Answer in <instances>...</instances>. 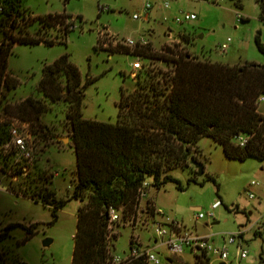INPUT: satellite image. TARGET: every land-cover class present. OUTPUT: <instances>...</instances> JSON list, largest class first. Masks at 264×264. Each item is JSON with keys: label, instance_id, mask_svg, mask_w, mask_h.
I'll use <instances>...</instances> for the list:
<instances>
[{"label": "rangeland", "instance_id": "obj_1", "mask_svg": "<svg viewBox=\"0 0 264 264\" xmlns=\"http://www.w3.org/2000/svg\"><path fill=\"white\" fill-rule=\"evenodd\" d=\"M20 1L27 14L36 18L67 14L72 20L65 26L52 23L53 26L44 29L48 39L57 41L56 44H17L8 56L9 79L16 83V87L11 91L4 90L7 98L3 106L30 96L42 100L47 111L41 121L52 130L53 136L35 139L34 162L27 170H22L25 161L5 158L0 153V234L9 228V236L0 242V264H72L77 215L81 207V202L72 198L74 183L78 179L77 158L70 139L71 129L65 124L67 104L63 101L53 103L39 90L45 65L70 54L81 73L82 84L92 81L85 89L83 117L115 124L122 91L127 93L136 88L132 65L138 59L126 52L132 49L116 43L145 38L152 48L160 51L173 39L192 54L214 63L264 65V53L256 43L258 37L264 45V22L260 18L263 1L239 0L240 6L234 0H224L220 4L208 0ZM146 4L151 5L149 14L143 9ZM136 14L141 15V19L135 20ZM184 14H195L197 18L178 24L175 19ZM34 22L30 28L28 25ZM18 23L21 28L29 27L32 32L42 28L38 20L27 19V16L21 17ZM66 29L68 33H65ZM185 32L192 34L189 46L181 41ZM14 34L19 35L17 31ZM224 45L225 50L222 49ZM141 60L143 65L150 63ZM150 65L167 68L158 61ZM260 110L264 114V101L260 103ZM63 138L68 141L64 142ZM197 146L201 165L190 160L189 167L169 173L180 181L184 191L172 182L157 189L151 185L153 179L150 178L145 201L151 200L167 216L186 229L211 237L218 246H222L224 239L232 234L244 231L243 238L229 246L228 260L224 263L214 261L213 264H264V161L228 159L222 146L209 137L202 138ZM201 166L203 174L199 175ZM37 171L50 179L48 187L59 199L68 200L57 212L56 219L52 206L36 202L26 192L28 183L37 178ZM249 193L255 198L251 199ZM216 201L222 204L214 211V218L196 219L197 213L207 215ZM141 219L144 223L139 227L127 222L111 226L110 236L117 234V239L110 240L111 255L125 257L129 254L133 237L142 248L153 249L162 264H168V259L176 264L199 263L188 249L173 255L160 244V240L156 245L152 215L144 212ZM258 230L260 235L256 234ZM47 240L51 243L45 246ZM239 248L248 252L246 258L237 256Z\"/></svg>", "mask_w": 264, "mask_h": 264}, {"label": "trees", "instance_id": "obj_2", "mask_svg": "<svg viewBox=\"0 0 264 264\" xmlns=\"http://www.w3.org/2000/svg\"><path fill=\"white\" fill-rule=\"evenodd\" d=\"M234 1L240 6L239 0ZM259 1H263L260 18L264 22V0ZM26 16L38 20L42 28L29 30L36 21L28 28H21L19 19ZM69 20L72 18L67 14L36 18L27 14L20 0L4 1L0 17V146L9 136L12 118L29 122L36 138L53 136L52 130L41 121L47 111L42 100L30 96L3 106L7 98L4 90L16 87L9 79L7 60L17 44H56L57 41L48 39L44 29L53 26L52 23L65 26ZM68 32L66 29L65 33ZM191 36L185 32L181 41L189 46ZM256 43L264 53L258 37ZM101 45L99 40V48ZM184 49L177 43L166 45L160 51L151 44L126 51L145 62H161L167 68L152 67L150 63L143 65L135 79L136 88L127 93L122 91L115 124L83 117L85 89L92 81L82 84L81 73L70 54L45 65L39 90L53 103L67 104L65 124L71 129L70 139L77 158L78 179L72 198L79 200L81 207L72 264L109 263L110 240L117 239V234L110 236L111 226L124 224L136 212L139 190L150 178L151 185L157 189L172 182L184 191L180 181L169 173L189 167L190 160L201 165L197 145L202 138L215 140L228 159L264 161V114L260 110L264 65L214 63ZM240 137L247 138L243 146ZM36 176L28 183L26 192L36 202L52 206L56 219L57 212L68 200L59 199L48 187L51 182L43 172L37 171ZM112 208L122 212V221L111 223ZM8 230L0 234V242L9 236ZM133 243L132 237L130 247ZM195 258L198 264H210L205 255H195ZM134 264L146 263L138 260ZM168 264L176 263L168 259Z\"/></svg>", "mask_w": 264, "mask_h": 264}, {"label": "built area", "instance_id": "obj_3", "mask_svg": "<svg viewBox=\"0 0 264 264\" xmlns=\"http://www.w3.org/2000/svg\"><path fill=\"white\" fill-rule=\"evenodd\" d=\"M208 1L215 4H220L224 0ZM166 8H168V4L166 5ZM143 9L146 14H149L148 11L151 9V5L146 4ZM101 10L103 11L104 8H101ZM3 12L4 0H0V17L2 16ZM133 18L135 20H139L141 19V15L136 14ZM196 18L197 17L195 14H184L182 17H177L175 21L178 24H183L184 22L196 20ZM237 18L240 20L241 16L238 15ZM168 36L171 38L170 34ZM177 43L180 42L171 39L169 46H173ZM115 45L134 49L138 46H147L149 45V42L145 38H142L139 41L128 39L124 42H118ZM226 48V45L222 47L223 50ZM132 67L134 69L132 77L136 79L137 73L143 68L141 58L138 57L137 61L133 63ZM262 101H264V97H261L260 102ZM35 138L36 137L29 122L12 118L9 127V136L6 142L0 147V153L5 158L12 157L13 159L15 158L16 161H25L26 165L22 168V170H27L33 165L34 162ZM239 142L240 145L243 146L246 144L247 138L240 137ZM252 185H256V183H252ZM149 186L150 185L148 182H144L143 186L140 188L136 212L126 220L128 224L136 227L142 226L144 221L141 218L143 213L146 212L148 215L151 214L153 218L155 235L157 237L155 241L156 245H159L158 242L160 240V244L167 247V249L173 255L182 254L186 249H188L194 255H205L210 259L211 264H213L214 261H220L224 263L228 260L229 246L236 244L238 238H243L244 231H239L236 234H232L228 239H224V244L222 246H218L214 244L213 241H211V237L202 236L197 232L186 229L179 222L167 216L163 210L157 209L153 202L149 203L148 201H145L148 196ZM249 197L253 199L255 198V195L249 193ZM221 204L222 203L220 201H216L212 205L210 212L207 215L204 213H197L196 219H204L206 216L214 218V211L218 209ZM110 216L112 224L122 221L123 218L122 212L113 208L110 211ZM157 217L160 219H157ZM237 256L241 259H244L248 256V252L239 248ZM138 260H143L146 264H162L160 258L153 251V249L142 248L141 245H139L135 240L129 254H127L125 257L115 256L112 254L108 264H134Z\"/></svg>", "mask_w": 264, "mask_h": 264}, {"label": "water", "instance_id": "obj_4", "mask_svg": "<svg viewBox=\"0 0 264 264\" xmlns=\"http://www.w3.org/2000/svg\"><path fill=\"white\" fill-rule=\"evenodd\" d=\"M63 141H64V142H65V141H68V138H63ZM202 174H203V167L201 166V167H200L199 175H202ZM50 243H51V240H47V241H45L44 245H45V246H48V245H50Z\"/></svg>", "mask_w": 264, "mask_h": 264}, {"label": "crops", "instance_id": "obj_5", "mask_svg": "<svg viewBox=\"0 0 264 264\" xmlns=\"http://www.w3.org/2000/svg\"><path fill=\"white\" fill-rule=\"evenodd\" d=\"M194 209H195V210H199V208H194ZM258 231H259V230H258ZM258 231H257V232H258ZM260 234H261V233H259V234L257 233V235H260Z\"/></svg>", "mask_w": 264, "mask_h": 264}]
</instances>
